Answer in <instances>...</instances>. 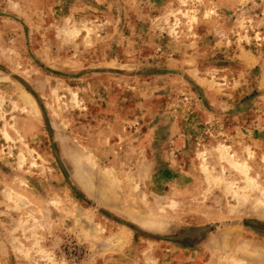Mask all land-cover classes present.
I'll return each mask as SVG.
<instances>
[{
    "label": "rangeland",
    "instance_id": "rangeland-1",
    "mask_svg": "<svg viewBox=\"0 0 264 264\" xmlns=\"http://www.w3.org/2000/svg\"><path fill=\"white\" fill-rule=\"evenodd\" d=\"M0 264H264V0H0Z\"/></svg>",
    "mask_w": 264,
    "mask_h": 264
},
{
    "label": "bare ground",
    "instance_id": "bare-ground-1",
    "mask_svg": "<svg viewBox=\"0 0 264 264\" xmlns=\"http://www.w3.org/2000/svg\"><path fill=\"white\" fill-rule=\"evenodd\" d=\"M28 102V101H27ZM30 103V102H29ZM137 216V215H136Z\"/></svg>",
    "mask_w": 264,
    "mask_h": 264
}]
</instances>
